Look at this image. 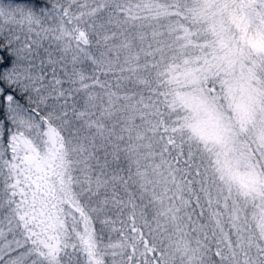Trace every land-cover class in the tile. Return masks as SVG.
<instances>
[{"label":"snow or ice","instance_id":"snow-or-ice-1","mask_svg":"<svg viewBox=\"0 0 264 264\" xmlns=\"http://www.w3.org/2000/svg\"><path fill=\"white\" fill-rule=\"evenodd\" d=\"M0 264H264V0H0Z\"/></svg>","mask_w":264,"mask_h":264}]
</instances>
